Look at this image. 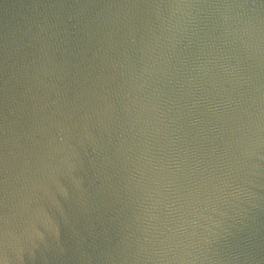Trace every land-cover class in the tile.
Here are the masks:
<instances>
[{"label": "water", "instance_id": "1", "mask_svg": "<svg viewBox=\"0 0 264 264\" xmlns=\"http://www.w3.org/2000/svg\"><path fill=\"white\" fill-rule=\"evenodd\" d=\"M0 264H264V0H0Z\"/></svg>", "mask_w": 264, "mask_h": 264}]
</instances>
